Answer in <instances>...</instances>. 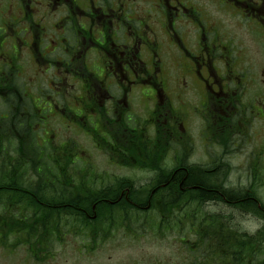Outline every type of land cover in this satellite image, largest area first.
Masks as SVG:
<instances>
[{"label": "flooded vegetation", "instance_id": "af4514ba", "mask_svg": "<svg viewBox=\"0 0 264 264\" xmlns=\"http://www.w3.org/2000/svg\"><path fill=\"white\" fill-rule=\"evenodd\" d=\"M252 42L264 62V0H0V217L11 219L0 246L23 247L33 264L70 247L64 260L91 262L134 211L129 192L142 202L146 164L168 172L171 189L180 164L219 173L220 158L247 154L248 167L264 165V134L248 145L250 125L264 122ZM69 223L81 246L63 247Z\"/></svg>", "mask_w": 264, "mask_h": 264}, {"label": "trees", "instance_id": "16d2710c", "mask_svg": "<svg viewBox=\"0 0 264 264\" xmlns=\"http://www.w3.org/2000/svg\"><path fill=\"white\" fill-rule=\"evenodd\" d=\"M143 155L148 156L147 148H145ZM45 162L48 161L45 160ZM26 172L29 173L30 169H27ZM227 175L226 169H220L219 173H207L205 170L198 171L196 169L191 171L188 176L197 187L192 193L196 197H209L214 194L229 197L230 203L228 205L232 206L230 208L234 210L231 211L235 213L243 211L244 214L241 212L243 215L231 212L227 214L226 218H223L222 213L213 214L217 217L214 222L210 223L207 220L212 215L198 214L197 211L186 212L184 208L188 204L184 202L183 197H180L185 195L182 194V189L186 185H180L177 182L173 188L177 190L178 196L172 200L160 198L161 200L158 202L160 204L158 206L160 214L154 227L158 228L161 233L171 230L181 232V238L183 237L182 232H186L184 237H187V239L184 242H189V249L194 252L193 257L187 264H264V197L258 192V189L264 187V165L261 166L259 161L253 164L249 185L237 189L241 191L237 192L240 194L239 200H233L230 197L231 189L229 187L231 186H228V183L225 182L228 179ZM42 176L44 178L57 177V174L54 168L45 166ZM30 187L31 185L27 183V188ZM164 190V197H168L167 190ZM244 193H246L245 197L243 196ZM37 195L38 193H36ZM125 197L126 193L123 194L122 198ZM129 197L131 200H135L132 190L129 192ZM243 198H246L244 200L246 203H242L243 200L240 201ZM42 200L46 201L45 199ZM245 214L253 215L262 221L263 225L257 232L253 234L246 231L242 232L243 230L236 224V219L245 216ZM10 220L7 217H0V227L4 229L5 224L7 225ZM30 220L32 219L28 217L27 221ZM47 220V217H42L36 219V222L39 221L45 226ZM26 223L13 222L14 225L18 226ZM210 224L213 226L212 229L209 228Z\"/></svg>", "mask_w": 264, "mask_h": 264}, {"label": "rangeland", "instance_id": "374dc122", "mask_svg": "<svg viewBox=\"0 0 264 264\" xmlns=\"http://www.w3.org/2000/svg\"><path fill=\"white\" fill-rule=\"evenodd\" d=\"M205 9L212 11L213 15H215L214 6L212 4L206 5ZM227 22L228 21H224V23ZM251 45L250 61L251 65H253V70L251 71L260 73L264 63L263 55L258 43L252 42ZM263 76L264 74L259 78L261 83L264 82ZM250 106L253 109L257 108L261 110L258 104H252ZM256 120L257 121H253V126L250 125V130H254V136L252 137V134L248 133L250 136L249 146L259 145L261 142L260 134L262 136L264 134V122L260 119ZM248 145L245 143L244 151L249 147ZM247 156V154H242L232 159L233 171L229 179L235 185L248 184L251 180V177H248L249 167L254 160L251 159V164L248 167ZM102 161H104V159H102ZM119 172L122 174H129L132 171L124 169ZM136 174L140 179L146 176L145 172H136ZM258 192L262 196V194H264V189H258ZM148 222L149 219L146 217L142 219L140 225L136 224L132 227L136 231L138 229V234L135 237L128 235L124 228L121 229L117 233V236L109 241L103 250L93 255L91 262L79 258L78 255L73 256V260L78 261L79 263L77 264H185L187 259L190 260L192 258L189 254L190 249L187 248L188 244L181 240V236L176 231H171L165 236H160L156 234L153 229H150ZM236 224L243 230L242 232H255L261 227L262 222L252 215H245L237 218ZM62 227H67L64 230L68 235L64 241H61V243H64L63 247L67 245L81 246L82 242L85 241L83 239L86 238L82 235L78 236L72 233L73 227L70 223ZM183 234L186 235V232H183ZM58 247L59 245L55 243L53 245V251L54 249L56 251ZM71 249L70 247L65 255H61L63 258L62 260L51 259L45 264H70V259L66 261L64 258H71ZM192 253L194 254V252ZM16 254L15 256H11L7 253V249L0 246V264H33L30 260V255L26 253L23 247L19 248Z\"/></svg>", "mask_w": 264, "mask_h": 264}, {"label": "bare ground", "instance_id": "6f19581e", "mask_svg": "<svg viewBox=\"0 0 264 264\" xmlns=\"http://www.w3.org/2000/svg\"><path fill=\"white\" fill-rule=\"evenodd\" d=\"M145 169L147 171H145L146 176L143 177L142 179H140V181L138 182V185L135 187V189L138 191L136 193L137 199L138 201H142V202H137L135 200H131V198L129 197L127 200V209L130 210H134V211H130V213H128L129 219L132 220L133 223H138L142 218H148L149 219V227L150 229H153L155 231V223L157 220V214H158V206L159 203L158 201L154 202L158 196H160V198H164V200H172L173 198H176L178 196V194L176 193L177 190H175V188H173L175 186V184L173 185V190L170 187V177L171 175L166 172L165 170L162 169V167L156 165V164H146ZM207 169V173H208V169ZM195 170L193 167L185 165V164H180L177 168V170H175L174 176L176 178V182L178 184H184L186 185L184 187V189H182L183 193L185 195H181L180 197H183L184 202L187 203L188 205L185 206V211L186 212H194L197 211L198 214H208V215H212L209 216L208 220L210 223L214 222L215 218L217 216H214L213 214H218V213H222L223 218H226L229 213H235L233 212L234 210L231 209L228 204L230 203V200H228V198L226 196L222 197L219 194H214L211 195L209 197H196L193 195L192 191L196 190L197 187L195 186V184L193 183V181L189 178L188 175H190V172ZM155 171L157 176L154 178H151V174L149 172ZM167 175H164V174ZM163 175V176H162ZM159 177V178H158ZM158 178V180H157ZM181 182H180V181ZM160 183V184H159ZM231 189V194L230 197L233 200H239L240 199V194L237 192H241L237 189H241L243 188V186H238V187H229ZM164 189L167 190V195L168 197H164ZM95 193H99V192H95ZM94 193V194H95ZM243 196H246V193L243 194ZM26 198L28 200H38L41 201V197H39L38 195H30L28 194L26 196ZM95 199H92V201H90V204H97V207H99L101 209L104 210H110L112 209L111 205L112 203L110 201H106L103 199H100L99 197H94ZM230 199V198H229ZM246 198L241 199L240 201H242V203H246V201H244ZM86 206L88 207V203H85ZM151 210L149 211L150 213L147 214L148 211L142 212L141 209L139 208H143V207H151ZM237 206V205H236ZM244 206H246V204H244ZM238 207V206H237ZM233 210V211H231ZM238 210V209H237ZM243 212V211H241ZM237 211V215H243V214ZM154 217H153V216ZM246 215V214H245ZM209 228L212 229L213 226L210 224ZM128 233V235H130L131 237H135L137 236V231L132 229L131 231H126Z\"/></svg>", "mask_w": 264, "mask_h": 264}]
</instances>
